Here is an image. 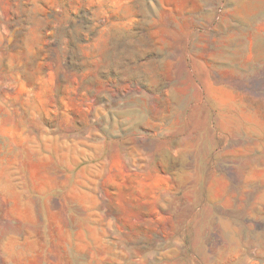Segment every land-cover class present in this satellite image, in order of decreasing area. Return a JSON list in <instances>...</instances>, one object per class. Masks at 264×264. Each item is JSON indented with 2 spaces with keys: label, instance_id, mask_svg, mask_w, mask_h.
Returning <instances> with one entry per match:
<instances>
[{
  "label": "rangeland",
  "instance_id": "1",
  "mask_svg": "<svg viewBox=\"0 0 264 264\" xmlns=\"http://www.w3.org/2000/svg\"><path fill=\"white\" fill-rule=\"evenodd\" d=\"M0 264H264V0H0Z\"/></svg>",
  "mask_w": 264,
  "mask_h": 264
},
{
  "label": "bare ground",
  "instance_id": "2",
  "mask_svg": "<svg viewBox=\"0 0 264 264\" xmlns=\"http://www.w3.org/2000/svg\"><path fill=\"white\" fill-rule=\"evenodd\" d=\"M122 203H123V209H124V211L126 212L127 211V209H126V207H127V205H128V202L126 201V200H122Z\"/></svg>",
  "mask_w": 264,
  "mask_h": 264
}]
</instances>
